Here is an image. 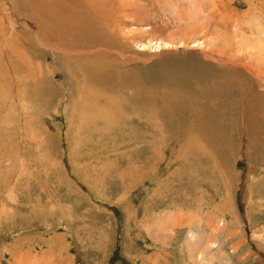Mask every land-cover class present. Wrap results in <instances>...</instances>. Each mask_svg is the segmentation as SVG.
<instances>
[{
	"label": "rangeland",
	"instance_id": "rangeland-1",
	"mask_svg": "<svg viewBox=\"0 0 264 264\" xmlns=\"http://www.w3.org/2000/svg\"><path fill=\"white\" fill-rule=\"evenodd\" d=\"M0 2V264H264V83L239 69L216 75L221 57L264 70V50L253 49L264 47V0L102 2L119 44L101 58L115 67L124 56L128 77L111 90L129 97L125 84L138 86L161 108V93L185 97L180 88L201 77L204 97H223L221 122L175 133L133 111L119 129L85 134L66 79L54 74L62 96L48 107L33 79L60 61L56 49L90 54L51 40L61 23L34 32L16 3Z\"/></svg>",
	"mask_w": 264,
	"mask_h": 264
},
{
	"label": "bare ground",
	"instance_id": "bare-ground-1",
	"mask_svg": "<svg viewBox=\"0 0 264 264\" xmlns=\"http://www.w3.org/2000/svg\"><path fill=\"white\" fill-rule=\"evenodd\" d=\"M11 1L12 3L10 4L16 3L15 5L20 8L21 13L19 15H22V17L29 19L31 24H33V28L37 29V31L34 32L44 34L45 24L46 25L49 24L47 23V21L49 22V20L53 21L54 26L57 25L58 23H61L60 34L58 32H53L52 35L48 34L51 37V40H56L57 41L56 43H59L58 45H60L62 42L64 41L66 42L69 39L75 43L77 42L76 44L80 45L82 51L86 55L90 54L89 56H86L84 58L85 60H83V54L79 52L80 50H77L78 52L68 51L65 47L63 50L56 49L57 51H60V57H59L60 61L58 60V58L57 59L55 58L52 68L53 70H51V72L46 71L37 80L35 78L33 79L34 81L32 80L34 82V85H38V87L39 85H41L43 87V89H41V91L38 92L41 93L39 96L42 98V100L46 101L44 104L46 106L50 103L51 99L54 98L61 99L60 98L62 96L61 91L63 88L60 87H62L61 85L64 82L66 93L63 94V98L75 99L76 97L75 102L80 104L82 108V116L79 115L80 117L78 120L79 131H83L84 133L86 127L94 128L95 126L97 128L116 127L117 129H119L127 121L128 116H130V114L128 113H126L125 115V112H133V111H136V113L140 117H141V113H143L144 117L151 118L149 124H153L154 126L159 125L160 131H163L165 127L170 126L175 129V133L178 132L179 127H181L182 130L185 132L189 126L195 124L200 120L206 121L213 129L216 127L217 123L221 122L220 119L221 113L219 111L218 106L215 105L214 103H219L223 99V97L214 96L211 90L208 91L207 89H206L207 91L206 97H204L202 94L203 85H202L201 77L197 78L195 81H193L192 79L193 82L191 81V83H188L180 88V90L184 94H186L185 97H181L180 95L174 94L172 92L161 93L160 101L162 102L163 100H165L161 108L158 107V104L151 103V101L149 102L151 98L150 94L148 95L149 98L147 101L151 104L144 103L143 102L144 99H142L140 95H137L138 91H140L138 86H133L131 84H129L128 86L125 84L127 88H122V89L129 90V97L123 95L122 93L117 92L116 90H111L116 83L114 79L118 80L119 78L120 82H123V80L125 79L127 80L128 77L127 75H124L122 72H120L121 70L124 69L123 65L126 64V60L125 59L123 60L124 56L121 57V54H119L120 63L118 65H115V67L112 65L113 62L109 60L110 58H107V55L101 58V51L103 49V45H115L116 43L115 42L116 40L114 41V39H112L115 37V32H116L115 27L113 28V31H111L110 30L111 26H109L110 23L108 22L109 20L105 17H101L100 15V9L101 6H103L102 2L107 3L109 0H11ZM33 1L36 3V9H38V13L37 12L35 13L34 10L30 7ZM55 10L58 11L59 13L57 12L55 13L54 12ZM15 11H17V9ZM6 12H8V10ZM19 12H15V13H19ZM4 16L8 20V22H6L4 19L1 18L3 21V26H5L6 24H10V26L13 29H17L14 22L11 21L12 20L11 17H7L6 14H4ZM30 25H28L26 28L32 27V25L31 26ZM5 32L8 31L5 30ZM55 33L57 36L54 35ZM17 34L19 35V39L22 40L20 38V34L18 32ZM38 36L40 37V35ZM45 36H47V33ZM42 39L44 40L43 35H42ZM37 40H39V38ZM55 44L52 45V47L55 46ZM118 44L119 43H116V45ZM165 45L167 44L164 43V46ZM252 45H256V42L254 40L252 42ZM249 46L251 47V45ZM253 49H258L257 51H261L264 50V47L260 46V48H258L253 46ZM50 53L52 54V52ZM53 54L56 53L53 52ZM111 54L112 53H109V55ZM15 55H17V53ZM26 57L27 55L24 57L23 60H25ZM75 58L78 59L80 63L70 61L71 59H75ZM10 60L11 58L9 59V61ZM230 60L228 59L225 60V58L223 59L221 57L219 58V60L216 61L218 65L217 69L220 68L219 72L216 73L217 76L223 75L225 72H229L230 70L239 69V70H243L251 80H255L258 83H264V70L258 68L259 66L254 67L255 69L258 68V70H255L252 67L250 68L247 65L241 64L240 60L237 62ZM262 62L263 59L261 60V63ZM36 63L38 64L39 62ZM204 66H206V64ZM203 68L202 70L200 68L201 72L203 71ZM54 74H57L62 79H66V80L58 84L55 81V83L57 84L56 87L54 86L56 84L52 85V83H54L53 80ZM28 77H30L29 74ZM101 88L107 89L109 91H106ZM109 95L112 97H110ZM202 106H204V109H201ZM86 108L94 109L95 112L92 113L88 112ZM228 108L230 112L235 113L237 111L236 106L232 104H229ZM204 111L207 112V114ZM148 112L153 113L154 114L153 117L148 116L149 114L148 115L146 114ZM197 112H199L200 114H198ZM195 113L198 115H196ZM87 116H91V117L88 118ZM174 116L176 117V119H174ZM229 119L235 121L236 115L234 114L233 116V114L230 113ZM98 120L100 121V123H98ZM242 120L243 119H241V121ZM254 123L255 124H253V126L256 127L255 126L256 122L254 121ZM117 132L118 135H120L122 131L121 132L117 131ZM205 149L209 151V148L205 147Z\"/></svg>",
	"mask_w": 264,
	"mask_h": 264
}]
</instances>
